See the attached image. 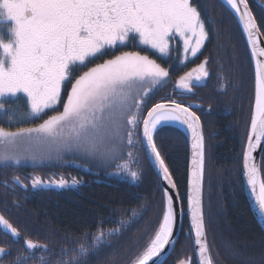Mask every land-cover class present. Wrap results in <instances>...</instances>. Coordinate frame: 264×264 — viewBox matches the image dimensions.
Listing matches in <instances>:
<instances>
[{
	"label": "trees",
	"instance_id": "16d2710c",
	"mask_svg": "<svg viewBox=\"0 0 264 264\" xmlns=\"http://www.w3.org/2000/svg\"><path fill=\"white\" fill-rule=\"evenodd\" d=\"M204 20L208 39L196 56L184 61L179 38L167 57L129 39L123 46L88 66L122 51L147 53L169 68V77L145 97L144 116L157 102L175 100L191 106L199 115L205 137L204 217L209 250L214 264H264V229L248 199L243 178V156L251 130L255 105V59L237 15L223 0H192ZM264 36V0H248ZM7 24H0L5 33ZM207 59L208 77L192 82V91L182 89L180 76ZM86 68H76L79 75ZM223 85V87H222ZM70 91L66 83L62 102ZM62 102L57 110H62ZM0 110V125L11 131L34 127L53 114L31 119L24 97L7 98ZM140 141V129H139ZM157 146L176 180L182 203L183 224L172 253L162 264L185 260L198 264L190 228L188 191L190 148L183 128L174 124L159 127L154 134ZM133 148L134 171L139 179L121 174L114 163L100 157L70 151L52 160L0 163V211L17 228L15 237L0 228V245L8 251L0 264H134L155 236L163 219L166 198L159 175L137 142ZM264 177V151L261 161ZM19 177L23 183L15 181ZM69 181L65 187L35 188L31 180ZM79 182L71 183L73 179ZM27 185V187H24ZM109 230H114L109 235ZM103 231L99 245L95 235ZM47 244L48 250L28 249L24 239ZM88 249L86 255L80 246ZM43 258V259H41Z\"/></svg>",
	"mask_w": 264,
	"mask_h": 264
},
{
	"label": "snow or ice",
	"instance_id": "6c2138e0",
	"mask_svg": "<svg viewBox=\"0 0 264 264\" xmlns=\"http://www.w3.org/2000/svg\"><path fill=\"white\" fill-rule=\"evenodd\" d=\"M239 17L253 58L264 57V47L257 49L259 25L248 0H226ZM7 33L0 32V110L7 98L24 97L31 119H46L34 127H17L15 131L0 125V163L19 164L22 154L32 159L45 154L80 151L105 160H120L116 167L132 180L139 179V171L132 170L133 153L121 158L123 145L132 146L140 129V141L154 161L162 180L176 189L168 164L157 146L154 134L158 126L178 121L191 134V171L186 193L190 228L198 246L199 264H214L206 237L202 190L204 179V136L200 117L191 106L175 100L155 104L147 115L141 110L144 97L170 75L147 53L122 51L101 63L88 64L106 55L109 49L123 46L129 39L137 40L161 57L169 54L170 40L177 34L183 37L184 61L188 54L196 56L208 39L204 20L192 0H0V24H8ZM207 59L180 76L179 86L192 91V82L205 80L209 72ZM76 68H86L73 75ZM70 91L62 102L65 84ZM223 87V85H222ZM62 102V111L57 106ZM142 126V127H141ZM264 141V59L255 61V105L244 153L247 184L259 210L264 214V177L254 162L253 151ZM16 182L23 183L17 176ZM79 181L75 178L73 185ZM45 181L36 176L33 188ZM49 184L65 187L68 180H49ZM27 187V185H24ZM179 192L165 189L166 207L163 219L146 250L134 264H155L166 246L172 243L178 215L184 209L174 203ZM0 225L11 235L20 231L0 214ZM114 230H109V235ZM105 238L99 231L97 245ZM28 249L48 250L47 244L24 239ZM0 247V255L5 253ZM88 249L80 246L81 255ZM43 259V258H41ZM61 264H71L62 261ZM179 264H189L181 260Z\"/></svg>",
	"mask_w": 264,
	"mask_h": 264
},
{
	"label": "water",
	"instance_id": "95a60500",
	"mask_svg": "<svg viewBox=\"0 0 264 264\" xmlns=\"http://www.w3.org/2000/svg\"><path fill=\"white\" fill-rule=\"evenodd\" d=\"M225 3H226V0H223ZM249 3V2H248ZM227 4V3H226ZM228 5V4H227ZM230 8H231V6L230 5H228ZM249 7H250V4H249ZM232 9V8H231ZM250 9H251V7H250ZM233 10V9H232ZM251 11H252V9H251ZM233 12H234V10H233ZM235 13V12H234ZM252 13H253V11H252ZM236 14V13H235ZM254 15V14H253ZM238 17V16H237ZM238 19H239V17H238ZM256 22H257V20H256ZM258 24V23H257ZM243 26V25H242ZM247 35V34H246ZM255 39H257V49L259 50V48H261V47H264V36H263V34H262V32H261V30H260V28H259V32H258V34H257V36L256 37H254ZM255 61L257 60V59H264V57H260L259 55L258 56H256L255 58ZM195 82V81H194ZM160 102H164V101H160ZM160 102H157V103H160ZM156 103V104H157ZM177 103H179V102H177ZM182 104V103H181ZM155 105V104H154ZM153 105V106H154ZM183 105H185V104H183ZM185 106H188V105H185ZM152 108V107H151ZM150 108V109H151ZM149 109V110H150ZM192 111H194L195 112V110L192 108ZM197 114V113H196ZM147 115V114H146ZM198 115V114H197ZM199 116V115H198ZM146 117V116H145ZM200 124H201V126H202V131H203V136H204V129H203V125H202V122H201V119H200ZM181 128H183L184 130H185V132H186V134H187V136H188V140H189V148H190V163H189V175H190V171H191V159H192V148H191V134H190V132H189V130L187 129V126L185 125V127H182V126H180ZM247 144H248V142H247ZM247 151V145H246V148H245V152ZM263 151H264V141H262L261 142V144L253 151V153H252V155H253V158H254V162H255V164L257 165V167L260 169V175H261V177H262V174H261V161H262V155H263ZM244 152V153H245ZM146 154H147V156H148V159H149V161L151 162V164L153 165V167L155 168V170L157 171V173H158V169L154 166V161L152 160V159H150V154L146 151ZM204 163H205V137H204ZM243 178H244V183H245V188H246V193H247V196H248V199H249V201H250V204H251V207H252V209H253V211H254V213H255V215H256V217H257V219H258V221H259V223L261 224V226L263 227V229H264V214H262L261 212H260V210H259V207H258V205H257V203L255 202V198H254V196H253V194H252V192H251V190H250V187L248 186V184H247V176L245 175V169H244V156H243ZM158 175H159V173H158ZM173 177V176H172ZM159 178H160V181H161V184H162V187H163V190H164V194H165V189L167 188L168 189V191H169V193L171 194V193H174V192H179V190H178V187H176V189H173V188H171V185H169L166 181H164V180H162L161 179V177H160V175H159ZM45 181V183L44 184H42L43 186H46V187H57L55 184H49L48 183V181H49V179H46V180H44ZM54 181V180H53ZM189 181V180H188ZM70 184V183H69ZM68 184V185H69ZM166 198V197H165ZM173 199H174V203H179V204H181L182 206H183V203H182V199H181V196H180V193H179V197L177 198V197H173ZM202 199H203V208H204V179H203V190H202ZM187 207H188V205H187ZM187 211H188V209H187ZM0 214H2V215H4L1 211H0ZM189 215V214H188ZM4 217H5V215H4ZM6 218V217H5ZM7 219V218H6ZM189 219H190V216H189ZM8 220V219H7ZM9 221V220H8ZM10 222V221H9ZM11 223V222H10ZM12 224V223H11ZM182 224H183V213L182 214H180V215H178V219H177V223H176V226H175V228H174V231H173V236H172V243L170 244V245H168V246H166V248H165V251L158 257V258H155V264H162L167 258H168V256L172 253V251H173V249H174V247L176 246V244H177V241H178V239H179V236H180V232H181V228H182ZM12 226L13 227H15L13 224H12ZM0 228L4 231V232H6V233H8V234H10L11 235V233L8 231V230H6L4 227H3V225H0ZM191 232H192V237H193V241H194V232H193V230L191 229ZM206 237H207V234H206ZM207 241H208V239H207ZM0 247H3L6 251H5V253L8 251V248L7 247H5V246H2V245H0ZM194 248H195V251H196V256H197V260H198V264H199V256H198V246L197 245H195V242H194ZM4 253V254H5ZM4 254H2V255H0V258H2L3 257V255ZM150 264H151V262H150ZM190 264V263H189Z\"/></svg>",
	"mask_w": 264,
	"mask_h": 264
},
{
	"label": "rangeland",
	"instance_id": "374dc122",
	"mask_svg": "<svg viewBox=\"0 0 264 264\" xmlns=\"http://www.w3.org/2000/svg\"><path fill=\"white\" fill-rule=\"evenodd\" d=\"M10 27V23H8L6 26H4V28H5V34L7 33V29ZM207 31V30H206ZM177 38H179L180 40H181V42H182V45H183V37H180L178 34L176 35V36H174L171 40H170V43H169V50H170V48H171V46H172V44L175 42L176 43V41H177ZM183 49H184V45H183ZM128 51H132V50H128ZM132 52H135V51H132ZM119 55V54H118ZM188 55H191L190 53L188 54ZM152 58V57H151ZM154 59V58H153ZM156 60V59H155ZM101 63V62H100ZM158 86V85H157ZM156 88V86H154L153 88H152V90L149 92L150 94L152 93V91L154 90ZM149 93H148V95H149ZM147 98V97H146ZM144 101H145V97H144ZM145 104H146V101L144 102V104H143V106H142V110H141V115L142 116H144L143 114V112H144V106H145ZM62 111V110H61ZM29 115H30V112H29ZM146 116V115H145ZM142 127V126H141ZM15 131V130H14ZM139 128L137 129V131H136V134L134 135V141H137V142H139ZM137 142H135L132 146H128V145H123L122 146V149H121V158L122 159H127V156H126V153L127 152H129V151H131L133 148L135 149V148H138L137 147ZM73 152L75 151L76 153H82V154H85V153H83V152H80V151H76V150H72ZM133 151V150H132ZM131 151V152H132ZM68 152H70V151H64V152H61V153H59V154H57V153H51V155L49 156V155H47V154H45L42 158H37V159H32L31 158V155L30 154H26V153H24V154H22V158H21V160L20 161H22V160H24V161H32V160H47V159H50V160H52V158H56V157H58V156H65V154L66 153H68ZM88 156H90V155H88ZM92 157V156H91ZM110 161H112L113 163H114V161L113 160H110ZM117 161V163L116 164H118V163H120V160H116ZM132 166V170H135V167L133 166V164L131 165ZM119 173H121V174H124V173H126V172H121L118 168L116 169Z\"/></svg>",
	"mask_w": 264,
	"mask_h": 264
},
{
	"label": "bare ground",
	"instance_id": "6f19581e",
	"mask_svg": "<svg viewBox=\"0 0 264 264\" xmlns=\"http://www.w3.org/2000/svg\"><path fill=\"white\" fill-rule=\"evenodd\" d=\"M165 124H174V125H178V126L185 127L184 124H182V123H180V122H178V121H168V122H166V123H164V124H162V125H165ZM162 125L158 126V128L161 127Z\"/></svg>",
	"mask_w": 264,
	"mask_h": 264
},
{
	"label": "flooded vegetation",
	"instance_id": "af4514ba",
	"mask_svg": "<svg viewBox=\"0 0 264 264\" xmlns=\"http://www.w3.org/2000/svg\"><path fill=\"white\" fill-rule=\"evenodd\" d=\"M194 68H195V67H194ZM192 69H193V68H192ZM189 71H191V70H189ZM189 71H188V72H189ZM193 82H194V81H193ZM194 83H195V82H194Z\"/></svg>",
	"mask_w": 264,
	"mask_h": 264
}]
</instances>
